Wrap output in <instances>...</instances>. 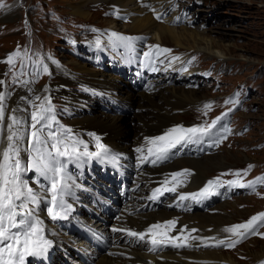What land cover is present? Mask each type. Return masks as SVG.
I'll list each match as a JSON object with an SVG mask.
<instances>
[{
  "label": "rangeland",
  "instance_id": "1",
  "mask_svg": "<svg viewBox=\"0 0 264 264\" xmlns=\"http://www.w3.org/2000/svg\"><path fill=\"white\" fill-rule=\"evenodd\" d=\"M94 1L0 0V4L4 5L0 7V80L5 82L3 86L5 95L8 92L12 93L6 100L7 108L15 98L14 93L17 89H24L21 87L24 85L20 83L13 84V78L17 81H29L26 86L38 90V93L33 98L31 95L28 101L29 110H33V104L39 105L45 97L50 98L48 91L62 75L58 66L72 71L80 70L75 71L76 74H81L83 68L93 72L98 71L101 74V70L94 68L90 61H83L76 57L74 52L78 42L80 45L84 43L94 45V41L101 39V36L107 37L112 32L119 38L121 33L151 34L152 37L151 35L148 37V44H158L159 51L170 49L171 52L162 53L169 61H173V57H182L187 58L186 60L191 64L189 68H185L187 70L185 73L191 75L190 79L193 83L187 79L188 77H181L182 83H185L181 84V79H174L176 81L174 85H169L170 82L167 84L170 88H179L177 101H182L187 106L179 111H172L173 114L179 115L178 121L170 122L167 127L199 124L207 126L225 112H232L233 126L226 141L219 146L218 150L209 154L202 153L200 155L203 156L199 158L206 156L217 158L216 164L206 166L205 171L211 177L205 175V182L210 179L209 181H219L223 184L231 180L238 185L240 194L236 193L230 199L216 203L209 207V210H205L199 206L201 203L198 199H201V196L180 200L181 195L189 193L178 190L174 192L178 201L185 204L186 208L198 209L195 213L190 212L191 215H214V223H211V227H218L224 239L228 235L232 238L234 235L224 229L246 223L251 217L264 213V183H258L254 191L239 186V184L247 185L264 177V0H172L174 10H171L169 17L162 20V24H156L155 20L148 15L141 16L135 23L133 22L134 16L146 13L147 6L141 7L139 11L131 12L127 20L119 19L116 15L118 12L115 11L122 12L120 5L132 7L134 0H107V2L93 3ZM143 2L150 5V10L155 9L149 1L142 0ZM111 8H114L113 12ZM76 9L83 11V14L87 16L75 14ZM181 10L183 13L186 12L185 20L183 16H180L178 23L168 20L175 12H181ZM166 20L170 23L169 25L163 23ZM152 26L157 28L165 26L175 31L178 45L170 37L157 41L153 33H148L149 31L158 32L157 29L153 30ZM74 42L75 45H73ZM17 52L19 55H13V63H7L9 54ZM88 54L99 60V56L92 50H89ZM45 67H47L46 72ZM104 72L119 75L127 89L141 91L132 89L131 84H128L129 81L117 71ZM172 72V77L177 78L175 71ZM89 75L85 73L84 78L88 79ZM63 88L71 93H77L79 97L89 93L88 86L85 84H63ZM163 94L172 97V91H165ZM36 97H40V100H36ZM50 100L51 103L54 102L52 106L56 121L72 127L71 113L77 112L79 104L57 95L51 96ZM139 101L138 98L132 104L127 101L130 106L123 105L131 111L133 108L137 109L130 118L124 116L121 120L124 126L133 129L129 135L130 138L138 131L139 123L142 122L136 117L140 112ZM227 101L233 102L226 103ZM206 104L211 107L205 109ZM143 112L146 111L143 110L140 113ZM101 115L103 113L98 109L87 118L98 119ZM60 123V126H64ZM152 123L155 125L148 126L144 131V144L149 141V137L156 136L158 132L167 128L161 120ZM190 144L194 146L193 143ZM188 185L195 184L188 183ZM215 216L218 218L216 219ZM241 231L244 230L241 229ZM259 231L264 233V227H260ZM234 238L239 239L237 236ZM58 245L60 244L57 243L56 246ZM217 251L219 254L215 262L205 261L204 263L256 264L264 258V237L260 235L249 239L247 237L246 241L236 244L233 248L218 246ZM63 253L61 251L60 255L63 256Z\"/></svg>",
  "mask_w": 264,
  "mask_h": 264
},
{
  "label": "bare ground",
  "instance_id": "2",
  "mask_svg": "<svg viewBox=\"0 0 264 264\" xmlns=\"http://www.w3.org/2000/svg\"><path fill=\"white\" fill-rule=\"evenodd\" d=\"M103 1L107 2V0H95L93 3ZM147 1H149L153 7H155L154 10H150V5L147 2L142 3V0H134V4H132V7L130 8L124 7L122 5L119 7H121V11L125 13H131L139 11L141 7L147 6L145 10L146 13L139 14V16H134L132 18L133 22L135 23L136 20L141 16L148 15L155 20L156 24H162L161 22L163 15L167 11H169V15L172 10V0ZM113 9L114 8H111L112 12ZM185 13H183V15ZM75 14L83 17L87 16L85 13L83 14V11H78V9H76ZM158 14H161V19H157ZM180 16L182 15L179 14V12H175L174 15L168 20H170L172 23H178L181 19ZM188 16L189 15L187 14V17ZM163 23L167 24L168 22L166 20ZM169 24L170 23H168V25ZM152 29H157L158 32L149 31L148 33H153L157 41H163L164 38L170 37L172 40H174L176 45H178L176 42V33L172 29H169L165 26H161L159 28L154 26ZM131 33L136 34L137 32ZM79 48L83 49L84 44L80 45ZM74 54L79 59L83 61L86 60V56L79 53V51H75ZM179 58L180 59L176 60L175 63L171 64L175 66L168 65L169 68L176 67L180 62H182L180 60L185 61L187 59H183L182 57ZM167 63L168 62L162 59L161 62H158V64L153 67V69H157L159 73L156 75L158 78L150 82L151 87L149 90L146 88L141 91H132L131 89H127L119 75L105 73L99 67L94 68L101 70V74L98 71L93 72L84 68H79L83 71H81V74H76L75 71L80 70L75 69V71H72L71 69L63 68V66H58V69L61 71L62 75L59 76L58 82L54 83V85L51 86V90L48 91V96L50 98L51 96L57 95L61 98L68 99L73 103L79 104V109L81 110H78V112H76L75 115H73V118L70 120V123L74 126L75 130L82 132L85 131L86 133L95 132L98 130L96 134L100 135L104 147L99 155L96 156V159L94 161H89L87 164L89 169L86 176H88L90 182L96 183L101 180H106L112 183H125L132 187L133 191H135V194L139 198V200H130L124 206L122 212L125 214L126 219H116L113 223L107 222V225H109L112 230L130 229L140 232L145 231L152 224L160 223L163 225L164 222L168 220H175V230L170 231L169 235L176 236L180 234V230L184 226H187V228L183 231V236L188 237L186 243L190 246L176 248L168 245L157 252L148 250L151 247L150 243H145L144 241H139L137 238L127 236L126 232L124 231H113L115 233L114 246L109 248L110 252L108 254H98L97 257L93 259L95 260L96 264H203L205 261L215 262L217 260V256L219 254L217 248H214L215 246H204L206 243L215 244L216 242L215 240H205V238L215 237L216 240L224 239L222 235H220L218 227H211V223H214V215H191L190 212L195 213V211L198 209L190 210L186 208L185 204L178 201V198L176 195H174V192L165 191V194L172 200L170 203L164 202L162 200V195H159L158 199L155 201L150 199L156 189H160V191L163 192L166 185H169V188L176 187V191L178 190L180 192H188L189 194L200 192L206 183L205 175L209 176L205 171L206 166L217 163L216 157L206 156L199 158L203 155H198L197 157L195 156L193 158L187 155L177 157L174 156L171 151L169 153L168 159L164 160L163 162L157 161L156 164L151 163V160L155 159V156L149 153L150 143L155 137L162 136L168 130L176 127H167L170 122L175 121L177 123L178 121L177 116L179 115L173 114V110L179 111L180 109L187 107L182 101H177L179 100V94L177 93L179 88H170L167 86L168 82H173L174 85V82H176L175 80L177 79H181V83L183 81V78L181 77H172L173 72L171 70L167 72L165 71ZM85 73L90 74L88 79L84 78ZM113 77H119L120 79ZM63 84H85L95 90H105L101 93L106 94V96L104 97V100L100 97L92 99V97L85 96L83 97V100H80V97L77 95V93H71L68 90L66 91L63 88ZM128 84L130 83L128 82ZM169 85L171 84L169 83ZM21 87L24 89H17V91L14 93L15 98L10 102L8 110L16 108L29 109L28 101L31 98V95L33 98L35 94L38 93V90L32 89L29 86ZM133 88L134 87H132V89ZM34 90L36 91L34 92ZM165 91H172V97L165 96L163 94ZM22 96L27 97L28 100H21ZM138 98L140 100L138 106L140 112L143 110L146 112H138L136 115L137 119L141 120L142 122L139 123L140 127L138 131H136L134 136L130 138L129 135L133 129H129L128 127L124 126V124L121 123V120L124 116H128L130 118L132 113L137 111V109L133 108V111L129 110L126 112L116 111L114 106L116 108H121L123 105L128 103L132 104ZM97 107L99 111L103 113V115H101L98 119L87 118L92 116L93 113L98 110L96 109ZM124 108L129 109L127 106H124ZM127 112L129 115L126 114ZM19 114L26 115L24 112ZM7 115L8 114L5 116V121L7 120ZM156 120H161L164 122L166 124L165 127L167 128H164L158 132V135L149 137V141L144 144V131L148 126H154L155 124L152 122ZM122 142H124V144ZM95 143L96 136H88V144L86 148L93 149ZM160 143L161 142H157L154 144L155 148L152 149L153 152L156 151ZM24 146H28L27 142H25ZM26 154L27 152L25 151H21L20 153V159L24 162H27ZM184 169H191L189 180L185 179L182 175V177L178 178L179 181L183 182L181 185L174 179L168 183L169 178H173V173L182 172ZM164 181H167L168 184H163L162 182ZM188 183H194L195 185L189 186ZM80 212L88 221H94V219L97 218L98 221L95 223L96 226L103 225L101 217H105L98 210L92 209L90 215H87V213L84 212V209H80ZM215 218L217 219L218 216H215ZM50 227L51 225L49 228ZM191 229H197L198 231L191 232ZM54 230L57 232L56 229ZM164 230H166V227L161 229V231ZM59 235L64 242V244L61 246H64L69 252L71 244H74V246L79 249H81L83 244H87L83 239L75 241L71 239L74 242L71 243L69 236L63 234ZM183 236L181 237V240L178 241V243H185ZM192 237H199L200 239L193 240ZM57 239L58 238L54 236L52 241L55 243ZM149 239L150 237L146 235L145 240L147 241ZM225 239H231V237L228 235V237ZM200 245H202L201 248L198 247ZM56 259V256H54V260ZM74 260L76 264H81L79 259ZM256 264H264V258H262Z\"/></svg>",
  "mask_w": 264,
  "mask_h": 264
},
{
  "label": "snow or ice",
  "instance_id": "3",
  "mask_svg": "<svg viewBox=\"0 0 264 264\" xmlns=\"http://www.w3.org/2000/svg\"><path fill=\"white\" fill-rule=\"evenodd\" d=\"M0 7H4V5L0 4ZM157 19H161V17L158 15ZM115 35L117 34L113 33V36ZM154 47L159 49L158 45ZM160 52L168 53L171 50L160 49ZM13 55H19V53L9 54L7 63H13ZM172 59L178 60L180 58L173 57ZM44 71H47V67L44 68ZM12 83H20L26 86L29 81H17L13 78ZM4 85L5 82L0 80V264H25L26 257L42 256L46 253L51 246V241L44 238L43 222L36 215L40 208L41 199L22 178V175L26 171L35 169L39 175L51 179V202L46 208V212L52 219L63 218L61 213L66 214L70 207L63 200V193L69 187L68 180L70 177L64 174L65 166L61 163L60 158H66V163L77 156L79 149L74 144L69 148L66 143L63 148L60 147L62 143L61 134L52 130V125L56 122V118L53 115L50 98L45 97L44 101L39 105L33 104V110L27 108L8 110L6 100L11 97L12 93L8 92L5 95L3 91ZM21 100H28V98L21 97ZM36 100H40V97H36ZM228 102L233 101H227L226 103ZM236 102L238 103V101ZM204 107L208 109L211 105L206 104ZM6 112L8 113L7 122L5 121ZM21 112L26 113V115H20L19 113ZM221 119V117H218L216 121L207 126L187 129L183 126H177L168 130L164 135L155 137L152 143H161L155 152L149 149V153L155 156L151 163L156 164L157 161L163 162L168 159L171 149L176 148L177 145L200 143L203 137L212 136V129L216 127ZM228 131L230 129H225V132ZM226 138V135L220 136L214 140V144L218 146ZM25 142H27V147L24 146ZM49 145L52 149L51 151L48 150L47 146ZM97 147L103 148L104 146L98 144ZM21 151L30 154V162L27 166H22ZM82 155L96 156L99 153H89L85 150ZM49 173H51V176H49ZM183 174H191V172L188 169H184L182 172L173 173L172 177L175 179ZM162 183L166 185L167 181ZM229 183L234 182L230 181ZM258 183H264V177L258 178L247 185L239 184V186L247 187L254 191ZM218 184L219 181H208L207 185L199 193L181 195L180 200H185L189 197L195 199L197 196L206 199L216 194L211 189ZM164 191L175 192L176 187L169 188L165 186ZM159 195H163V192L160 189H156L150 199L155 201ZM30 205H34V207H30ZM57 207L59 210L54 211ZM260 221H264V213L251 217L246 223L232 225L230 228L224 229V231L232 233L239 239L226 243L224 239L216 240L215 237H208L205 240H215L216 242L215 244L206 243L204 246L233 248L240 240L246 239L248 235L264 237V233L259 231L260 227H264V223H258ZM175 225V220H168L163 225L160 223L152 224L145 231L137 232L130 229H113V231H124L127 236L150 243L151 247L148 250L152 252L160 251L168 245L176 248L190 246L186 243L188 237L183 236V231L187 226L180 230L179 235H169L170 231L175 230ZM165 227L166 230L161 231ZM241 229L244 231H241ZM196 231L198 230L191 229V232ZM146 235L150 237L147 241L145 240ZM182 236L185 243H178ZM192 239L197 240L200 238L192 237Z\"/></svg>",
  "mask_w": 264,
  "mask_h": 264
}]
</instances>
